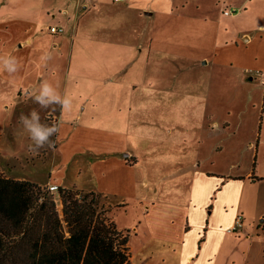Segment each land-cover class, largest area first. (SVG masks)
Masks as SVG:
<instances>
[{
    "label": "crops",
    "instance_id": "crops-1",
    "mask_svg": "<svg viewBox=\"0 0 264 264\" xmlns=\"http://www.w3.org/2000/svg\"><path fill=\"white\" fill-rule=\"evenodd\" d=\"M219 2L210 19L202 5L184 14L175 0H0V169L27 181L18 167L41 163L47 182H29L96 194L127 237L131 264H264V0ZM202 37L211 44L204 64L240 62L262 97L250 136L232 146L242 166L223 167L215 153L225 147L202 149L195 129L137 139L136 119L151 124V105L169 102L147 94L163 87L147 73L154 56L201 50ZM44 83L59 101H36ZM33 111L55 126L39 145L21 120ZM237 216L238 235L228 232Z\"/></svg>",
    "mask_w": 264,
    "mask_h": 264
},
{
    "label": "rangeland",
    "instance_id": "rangeland-1",
    "mask_svg": "<svg viewBox=\"0 0 264 264\" xmlns=\"http://www.w3.org/2000/svg\"><path fill=\"white\" fill-rule=\"evenodd\" d=\"M215 1L175 0V3L179 5L184 14L193 11L197 4H200L207 16H213V12L216 9L219 10L223 5L222 2L215 4ZM181 6H184V8H181ZM209 17L211 19V16ZM211 25H207V31H209ZM201 43V50L196 49L185 54H167L162 57L154 56L153 65L155 64L157 67H153L152 70L149 68L147 73H151L154 76L153 79L161 82L163 87L157 88L154 85L147 88V94L153 96L163 95L169 102L151 105L150 111L153 112L150 120L151 124L148 120L146 123L143 118L136 119L137 123L140 124L137 127V139L138 142L144 143V133H148L149 129L151 131L173 129V131L179 132L185 129H195L194 131L198 134L197 141L202 149H206L208 146L211 147L212 144L222 148L225 147L226 150L223 149L221 152L215 153L217 161L223 160V163H221L223 167L229 168L238 163L242 166L240 159L243 153L239 152L240 150H234L232 146L238 140L244 139V136L247 138L248 135L250 136L246 133L249 117L259 113L262 97L253 91L254 84L247 81L249 77H246L247 75L241 70L242 65L240 62L226 67L218 65L212 67V63L208 64V62L204 64V61L210 55L211 44L205 37H202ZM162 64L168 66H162ZM254 65L256 67L260 66L259 63ZM250 77L253 80L257 79L253 76ZM139 91L140 87L136 89V94ZM187 95H193L195 98L176 99L178 96L185 97ZM145 110L144 104L141 103L138 112H144ZM224 123H228V125L224 127ZM214 124L218 125V128L212 135V125ZM49 172L48 165L25 163L18 167L16 173L27 179V181L43 185L47 182ZM0 176L7 178V175L1 169ZM52 184L49 182L47 186ZM47 186L42 188L45 189ZM54 199L61 217V205L55 194ZM97 203L98 211L103 214V218H106L108 207L100 198H98Z\"/></svg>",
    "mask_w": 264,
    "mask_h": 264
},
{
    "label": "trees",
    "instance_id": "trees-1",
    "mask_svg": "<svg viewBox=\"0 0 264 264\" xmlns=\"http://www.w3.org/2000/svg\"><path fill=\"white\" fill-rule=\"evenodd\" d=\"M54 194L0 176V264H131L127 237L103 218L98 197L73 188Z\"/></svg>",
    "mask_w": 264,
    "mask_h": 264
},
{
    "label": "clouds",
    "instance_id": "clouds-1",
    "mask_svg": "<svg viewBox=\"0 0 264 264\" xmlns=\"http://www.w3.org/2000/svg\"><path fill=\"white\" fill-rule=\"evenodd\" d=\"M7 63V61L5 62ZM10 71H15L14 67L10 68ZM47 98V99H45ZM36 101H38L42 106H46L52 101H59L60 97L56 94L55 90L47 83H44L40 89V94L35 96ZM69 101L65 99L63 101V105L66 107ZM64 109L62 108V111ZM31 121L27 120L25 117L21 116V120L25 123L27 129L31 134V138L36 141V143L43 144L48 135L55 131V126L53 128H44L39 123V117L35 111L31 114ZM212 127L216 128L218 125H212ZM51 146V145H50Z\"/></svg>",
    "mask_w": 264,
    "mask_h": 264
},
{
    "label": "built area",
    "instance_id": "built-area-1",
    "mask_svg": "<svg viewBox=\"0 0 264 264\" xmlns=\"http://www.w3.org/2000/svg\"><path fill=\"white\" fill-rule=\"evenodd\" d=\"M114 2H123L125 0H113ZM221 13L225 16H233L237 13V10H230V9H222ZM49 32L51 34H60L63 32L62 28L59 27H50ZM46 191L50 194H55L58 191V187L54 184L48 185L46 188ZM243 227V221L241 216H237L234 220V223L230 229H228L229 233L239 234L241 229ZM123 236H125L124 233H121Z\"/></svg>",
    "mask_w": 264,
    "mask_h": 264
}]
</instances>
